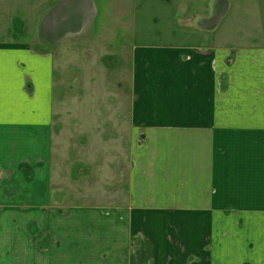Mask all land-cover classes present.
<instances>
[{"label": "crops", "instance_id": "0c3cea01", "mask_svg": "<svg viewBox=\"0 0 264 264\" xmlns=\"http://www.w3.org/2000/svg\"><path fill=\"white\" fill-rule=\"evenodd\" d=\"M199 2V21L221 16L220 27L248 6ZM91 9V0H0V168L43 157L51 144L61 45ZM217 27L202 52L187 41L130 43L126 175L85 161L62 220L45 211L64 186L49 181L45 158L39 179L26 181L23 166V178H0V264H264V46L248 37L232 46ZM42 234L46 245L30 242Z\"/></svg>", "mask_w": 264, "mask_h": 264}, {"label": "rangeland", "instance_id": "374dc122", "mask_svg": "<svg viewBox=\"0 0 264 264\" xmlns=\"http://www.w3.org/2000/svg\"><path fill=\"white\" fill-rule=\"evenodd\" d=\"M203 1L205 0H201L199 4ZM131 2L124 0L121 12L120 0H91L92 9L86 24L77 34L67 39L70 47L67 44L61 45V57L57 60L55 70L53 118L49 127L51 144L45 145L43 157L33 160L24 158L17 166L12 167L6 163L0 168V178L6 182L11 178L13 180L23 178L22 175L15 177L17 167L23 166L31 172L25 179L30 181L40 178L45 158L46 166H49L50 171L49 181H53L56 186L64 185L61 186L60 194L56 193V189L51 191L54 193L52 196L57 198V201H53V206H48L46 210V206L43 208L45 211L50 209L51 214L48 215L52 218L65 217L62 207L66 205H62V202L71 201L70 197L68 198L71 190L68 188L69 184H80L82 178L78 171L88 172L85 161L93 159L91 162L102 168L106 167L108 162L113 166L112 169L118 167L123 171V175H126L128 147L126 140H122L120 131L122 129L126 131L127 127L124 118L128 112L129 93L122 83L130 68L129 60L122 58L127 57V50L131 49L132 44L136 46L148 44L161 48L166 45H183L187 41L194 50L202 52L199 43L202 36H215L212 29L221 21V16L208 21L201 19L199 21L198 16L202 12L195 3L196 0H135L134 4ZM234 2L242 10L244 7L242 2L248 3V6L240 11L239 18L217 27L220 31L219 38L232 46H244L245 43L242 45L240 42L248 37L246 45L263 47L264 0H234ZM221 5L219 7L222 12ZM199 6L206 7L205 2ZM247 8L251 11L246 14ZM257 10L261 12L259 17ZM235 12L237 13L238 10ZM202 30L208 32L202 33ZM211 48L212 46L208 49ZM98 119L101 123L106 120L102 128H100L101 124L95 122L93 124V121ZM36 175L37 177H34ZM113 181L108 184V193H114ZM80 185L82 186L83 183ZM0 188L7 189L1 186V181ZM76 189L80 193L84 191L82 187ZM16 190L14 189L13 192ZM91 190L93 197L102 195L99 189L92 187ZM58 219L62 220V218ZM36 238L42 239L39 242L37 240L38 244L46 245L49 237L42 234L30 237L29 240L31 243L34 241L36 243ZM53 239L50 237V242H53ZM133 249L132 246L129 248L130 256L136 254ZM77 263L83 264V261Z\"/></svg>", "mask_w": 264, "mask_h": 264}, {"label": "bare ground", "instance_id": "6f19581e", "mask_svg": "<svg viewBox=\"0 0 264 264\" xmlns=\"http://www.w3.org/2000/svg\"><path fill=\"white\" fill-rule=\"evenodd\" d=\"M218 19V18H217Z\"/></svg>", "mask_w": 264, "mask_h": 264}, {"label": "built area", "instance_id": "2783aa9c", "mask_svg": "<svg viewBox=\"0 0 264 264\" xmlns=\"http://www.w3.org/2000/svg\"><path fill=\"white\" fill-rule=\"evenodd\" d=\"M27 163V162H26Z\"/></svg>", "mask_w": 264, "mask_h": 264}]
</instances>
